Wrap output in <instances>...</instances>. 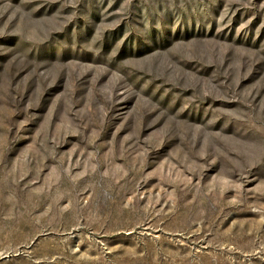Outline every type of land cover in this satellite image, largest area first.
Here are the masks:
<instances>
[{"label": "rangeland", "instance_id": "rangeland-1", "mask_svg": "<svg viewBox=\"0 0 264 264\" xmlns=\"http://www.w3.org/2000/svg\"><path fill=\"white\" fill-rule=\"evenodd\" d=\"M0 264H264V0H0Z\"/></svg>", "mask_w": 264, "mask_h": 264}]
</instances>
